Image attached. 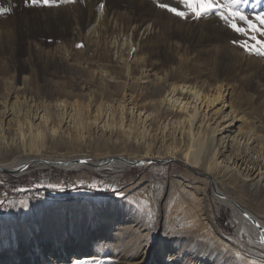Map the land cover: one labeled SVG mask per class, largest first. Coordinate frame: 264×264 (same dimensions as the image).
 Returning <instances> with one entry per match:
<instances>
[{
	"label": "bare ground",
	"instance_id": "obj_1",
	"mask_svg": "<svg viewBox=\"0 0 264 264\" xmlns=\"http://www.w3.org/2000/svg\"><path fill=\"white\" fill-rule=\"evenodd\" d=\"M14 1L0 0V5L15 11ZM149 6L120 17L106 0H76L67 3L70 11L43 9L48 12L41 25L61 31L75 25L73 33L87 47L72 52L63 44L28 41L35 54L20 63L32 69L36 62L44 63L45 69H33L12 89L9 65L0 62V170L21 174L34 163L101 172L178 161L201 171L205 183L172 179L158 184L157 196L159 187L151 181L153 194L147 200L159 207L153 227L142 219V198L132 217L109 211L102 215L99 228L105 232L60 237L61 250L45 242L40 256L27 249L23 264H219L229 256L228 264H264V218L245 206L264 215V124L256 119L264 120V55L233 44L239 34L215 15L180 18ZM15 30L18 25L0 20V51L6 53L3 37ZM76 59L89 65L76 70L83 78L82 90L70 92L68 83L62 87L54 76L60 69L68 75ZM52 65L55 71L48 69ZM37 70L44 75H36ZM83 148H93L94 155L79 153ZM210 187L216 208L231 209L237 224L234 238L218 230L208 199L204 210L210 219L199 212ZM169 198L176 207L163 214V201ZM15 208L11 214L18 213ZM176 222L188 231L186 240L197 244L195 252H170L173 238L163 231ZM9 254L0 253V264L9 262Z\"/></svg>",
	"mask_w": 264,
	"mask_h": 264
},
{
	"label": "rangeland",
	"instance_id": "obj_2",
	"mask_svg": "<svg viewBox=\"0 0 264 264\" xmlns=\"http://www.w3.org/2000/svg\"><path fill=\"white\" fill-rule=\"evenodd\" d=\"M15 1V11L0 16V20L13 22V24L18 25V30H15V32H18L16 34L15 32H12L15 36L11 35L9 38L8 36L3 37V39L6 40V44L5 42L3 43V45H5L4 49L6 53L0 51V62L7 61V64L9 65V71L6 73V76L9 77L11 82V89L12 87L17 88L18 85H21L23 76H31L33 69H45L43 66L44 63L36 62L33 69L26 62L20 63L21 60L27 61L29 54H35V51L29 46L28 41L50 42L51 47L59 43L63 44L64 47H68L72 52L86 50L87 47L83 42V39L79 40L75 33H73L75 31V25L66 26L67 30L62 29L61 31V29L47 30L46 27L40 24V21H43V13L48 12L43 9H47L48 7H25L23 0ZM156 1L144 0L146 5L141 6L138 5V3L140 4L138 0H106L108 4L110 3L114 5L113 9L119 17L124 13H130L131 15L132 11H135L137 15L138 13L143 12L146 6H148L146 8H149V4L152 6H160L168 3L170 7H175L178 10H185L180 3V0H168V2L165 0ZM258 1L259 2L256 3L255 0H248V3L242 6L251 19H255V15H251L253 12H264V0ZM221 2H223V0H221ZM66 5L67 4H61L59 7L51 8H60L65 11H70L66 9ZM67 15L70 17L69 14ZM26 22H29V24L27 23L26 25ZM238 24H240V26H245L242 22H239ZM26 28L28 29V32H26ZM29 32L32 33L30 34ZM252 34L255 35L256 33ZM238 37L239 39H237V41L247 40L251 43L247 36L239 34ZM80 43H83L84 46L77 47ZM70 64L68 75L67 71L60 69L61 72L58 76H54V79L61 80L60 83L62 87H64V82L68 83V90L70 92H80L82 90L80 86L83 85V78H80V73L76 72V70L80 69V66L83 64L89 65V62L86 59H76L72 60ZM23 66H25L26 69L23 70ZM0 67L2 66L0 65ZM48 69L55 71L57 66L52 65ZM44 73V71L38 72L37 70L36 75H44ZM47 75H49V72H47ZM87 88H89V85H87ZM256 119H258L259 124H264L263 118L257 116ZM45 151L48 153L56 152V150H50L48 148H45ZM93 151V148H83L79 150V153L81 152V154L92 156L94 155ZM200 172L193 171L188 166L178 161H173L167 165L158 160L151 166L129 164V166L119 168V171L111 168H104L101 172H98L88 167L80 169H64L56 165H48V167H44L34 163L30 164L24 171H21V174L0 170V201L5 202L4 207H0V253L10 252V254L7 255L9 256L8 264H23V251L29 249L32 254L40 256L41 254L39 251L42 244L45 242H50L57 246V250H61V247H59L60 237L66 238L71 236L73 238L78 234L77 237H87L88 233L91 231L94 233L99 231L105 232L106 230H104V228L103 230L102 227L99 228V226L102 225L101 222L104 221L102 215L107 211L112 213L118 212L124 214V218L127 219L133 213V207L137 206V203L140 202L142 198L145 199V202H143V204L141 203L145 208L142 211V219H145L148 226L153 227V224H155L158 217L156 211L159 207L157 206L156 201H153L150 198L149 200L151 201L147 200V197L153 194L151 193V190H153V188L150 187L151 185L148 187L151 181L155 183L157 182V185L161 183L160 186L164 184L162 182L167 183L172 179L187 184L194 182L203 184L205 183V176ZM81 182H83V185H81ZM92 183H96L100 189L108 186L110 189L120 191L123 195H115L111 190L100 191L91 189L88 185H91ZM49 184L65 185L67 190H52L48 188ZM73 185H75V187ZM144 186H146L148 190L147 188H143ZM160 186L158 185L157 196L160 193ZM187 188L190 187L188 186ZM212 189L214 190V188L210 187L205 202L199 206V212L205 217V221L210 219L204 210L208 206L206 205L208 199L209 203L207 204H211L210 207L212 210L214 209V224L221 233L234 238L237 235V224L232 217L231 209L222 205L219 209L216 208L212 197ZM139 192L142 193L139 194ZM9 202H12L15 206L10 207ZM174 202V199L170 198L167 201L164 200V211L161 213L165 214L167 211V213L170 214V212L176 207L177 202ZM144 203L147 205L145 206ZM16 205L19 207L17 208L18 213L15 215L11 214V209H16ZM22 205L23 209L20 208ZM245 206H247L254 214L261 215V218H264V215L259 213L255 206L247 204ZM13 221H16L17 224L13 225ZM187 232L188 231L183 229L177 222L173 226L167 225V229H165L163 233L165 236H168L169 239L170 236L173 238L172 241L168 242L170 247H172L170 251L171 253L174 251H184L185 254H191L197 250V244L191 245V242L186 240L188 237L184 235ZM11 235H13L11 241L6 243L3 242L5 239H10ZM194 235H196V233H194ZM200 242H202V239H199L198 237L197 243L199 244ZM12 247L13 249L10 250ZM227 260L224 262L220 261L219 264H228L226 262ZM70 262L71 261H67L66 264H71Z\"/></svg>",
	"mask_w": 264,
	"mask_h": 264
},
{
	"label": "snow or ice",
	"instance_id": "obj_3",
	"mask_svg": "<svg viewBox=\"0 0 264 264\" xmlns=\"http://www.w3.org/2000/svg\"><path fill=\"white\" fill-rule=\"evenodd\" d=\"M76 0H23L25 7H59L61 4L75 3ZM185 10H178L175 7H169L167 4H162L160 7L167 9L169 12L174 13L180 18L195 17L197 19L206 17L209 15H215L219 17L225 24H229L231 29L236 33L249 37V41H232L233 44H238L250 53L257 55H264V12L256 13L255 19H251L246 11L242 8L243 5L248 3V0H180ZM103 4L100 5L101 9ZM11 7H4L0 5V16L10 13ZM238 22H243L245 26H240ZM252 33H256L253 35ZM259 37V38H258ZM83 43L77 45V47H83ZM83 185V182H81ZM75 187V185H73ZM91 189L100 191L111 190L115 195H123L120 191L110 189L106 186L100 189L96 183L88 185ZM48 188L58 191H66L65 185L49 184ZM130 195V194H129ZM4 201H0V207H4ZM9 206H15L12 202H9ZM23 206V205H22ZM259 226V225H258ZM261 242H264V236L261 238ZM73 264H80L79 260L74 261ZM93 264H97L93 260Z\"/></svg>",
	"mask_w": 264,
	"mask_h": 264
}]
</instances>
